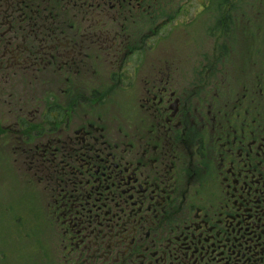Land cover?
I'll return each instance as SVG.
<instances>
[{"label":"flooded vegetation","instance_id":"obj_1","mask_svg":"<svg viewBox=\"0 0 264 264\" xmlns=\"http://www.w3.org/2000/svg\"><path fill=\"white\" fill-rule=\"evenodd\" d=\"M238 1L0 0L38 264H264V9Z\"/></svg>","mask_w":264,"mask_h":264},{"label":"rangeland","instance_id":"obj_2","mask_svg":"<svg viewBox=\"0 0 264 264\" xmlns=\"http://www.w3.org/2000/svg\"><path fill=\"white\" fill-rule=\"evenodd\" d=\"M239 19L241 10L243 14L248 6L242 0L238 1ZM255 9H264V1L255 0ZM263 14V12H261ZM263 17L259 18L258 24H262ZM237 24H245L241 20ZM208 42L206 48L207 56H211V45L208 34L202 35ZM5 139L0 137V264H38L39 236L28 237V226L25 225L28 199L23 191V183L18 181L11 172L10 161L3 154ZM4 143V144H3ZM10 158V156H8ZM12 174V175H11ZM32 233V232H31ZM38 234V232H37Z\"/></svg>","mask_w":264,"mask_h":264}]
</instances>
